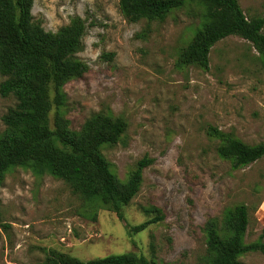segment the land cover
<instances>
[{"label": "rangeland", "instance_id": "obj_1", "mask_svg": "<svg viewBox=\"0 0 264 264\" xmlns=\"http://www.w3.org/2000/svg\"><path fill=\"white\" fill-rule=\"evenodd\" d=\"M238 2L247 17H264V0ZM196 12L187 4L148 25L128 22L118 0H34L32 14L46 30L75 15L85 20L77 56L89 69L62 86L49 121L58 112L80 133L96 114L121 118L124 132L100 146L110 170L126 182L138 160L151 163L123 207L124 220L102 207L92 217L93 197L73 185H84L80 175L67 178L32 161L10 166L0 179V264H42L49 249L81 260L134 252L152 264H204L206 222L221 226L238 203L249 211L244 242L264 241V156L235 168L206 132L213 126L248 144L264 141V63L249 41L230 35L212 46L207 70L180 65L200 27ZM15 105L13 95H0V133ZM154 217L128 232L127 224ZM239 261L264 264V255L247 252Z\"/></svg>", "mask_w": 264, "mask_h": 264}, {"label": "trees", "instance_id": "obj_2", "mask_svg": "<svg viewBox=\"0 0 264 264\" xmlns=\"http://www.w3.org/2000/svg\"><path fill=\"white\" fill-rule=\"evenodd\" d=\"M34 0H0V95H13L16 105L7 114L8 128L0 133V179L6 170L26 161L46 166L67 178L80 175L81 187L93 200L88 204L92 217L96 208H106L124 220L123 207L138 193L143 169L151 163L144 157L137 161L126 182H120L110 170L100 151L104 143L115 142L124 132L121 118L103 113L87 120L77 133L56 112L61 103L60 89L67 82L81 78L89 69L77 54L84 49L85 20L75 15L55 32L46 30L32 14ZM190 4L196 8L200 27L182 48L178 61L182 66L209 67V53L214 44L230 35L249 41L264 63L263 16L247 17L238 0H118L119 11L130 23L142 19L163 21L173 10ZM109 59L113 54H104ZM209 136L218 139V155L235 168L246 166L264 156V141L248 144L208 126ZM70 180V179H69ZM150 218L137 225L127 224L129 233H137L155 223ZM249 223L248 206L238 203L229 208L220 226L210 219L204 226L206 254L204 264H240L239 257L259 251L264 255V241L245 243ZM3 227L6 224L1 223ZM42 264H152L141 254L126 252L81 260L70 254L49 249Z\"/></svg>", "mask_w": 264, "mask_h": 264}]
</instances>
